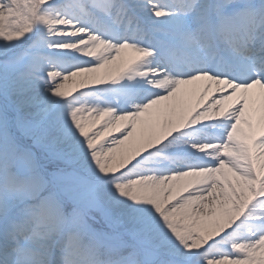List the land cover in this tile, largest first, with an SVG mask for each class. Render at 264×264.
Wrapping results in <instances>:
<instances>
[{"label": "snow or ice", "instance_id": "1", "mask_svg": "<svg viewBox=\"0 0 264 264\" xmlns=\"http://www.w3.org/2000/svg\"><path fill=\"white\" fill-rule=\"evenodd\" d=\"M0 264H264V0H0Z\"/></svg>", "mask_w": 264, "mask_h": 264}]
</instances>
